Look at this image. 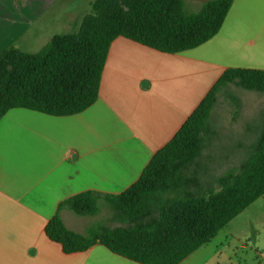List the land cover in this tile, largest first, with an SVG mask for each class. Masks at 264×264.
Returning a JSON list of instances; mask_svg holds the SVG:
<instances>
[{
    "label": "crops",
    "instance_id": "1",
    "mask_svg": "<svg viewBox=\"0 0 264 264\" xmlns=\"http://www.w3.org/2000/svg\"><path fill=\"white\" fill-rule=\"evenodd\" d=\"M93 1L0 0V50L39 51L77 30ZM185 1L197 11L208 0ZM230 67L264 69V0H234L220 31L185 52L117 37L99 98L80 113L0 116V264H141L102 244L65 253L46 226L72 195L133 185ZM244 212L179 264H264V212ZM72 214L86 217L63 209L65 224L85 233L91 225L77 228Z\"/></svg>",
    "mask_w": 264,
    "mask_h": 264
},
{
    "label": "trees",
    "instance_id": "2",
    "mask_svg": "<svg viewBox=\"0 0 264 264\" xmlns=\"http://www.w3.org/2000/svg\"><path fill=\"white\" fill-rule=\"evenodd\" d=\"M233 3L208 0L193 11L185 0H94L77 30L55 34L39 51L15 45L0 50V116L14 108L56 116L80 113L99 98L110 46L117 37L162 52H185L220 31ZM232 84L264 92V69L227 68L133 185L119 194L87 190L68 197L49 220L48 237L65 253L102 244L141 264H179L210 242L264 195V119L240 169L219 176L218 188L200 183L191 171L219 97ZM102 200L119 225L101 222L81 233L65 224L63 209L95 216Z\"/></svg>",
    "mask_w": 264,
    "mask_h": 264
},
{
    "label": "rangeland",
    "instance_id": "3",
    "mask_svg": "<svg viewBox=\"0 0 264 264\" xmlns=\"http://www.w3.org/2000/svg\"><path fill=\"white\" fill-rule=\"evenodd\" d=\"M263 119L264 92L244 89L235 84L223 91L213 111L205 145L191 166L197 180L205 186L210 184L218 188L219 176L228 170L238 171L261 132ZM253 212H264V195L240 219H247L248 214ZM112 216L108 203L102 201L96 216L78 217L72 214L71 221L77 228L101 222L110 227L119 225V222L112 220Z\"/></svg>",
    "mask_w": 264,
    "mask_h": 264
}]
</instances>
